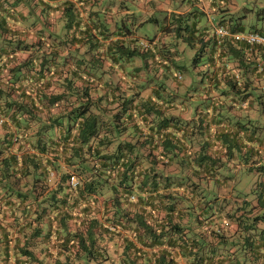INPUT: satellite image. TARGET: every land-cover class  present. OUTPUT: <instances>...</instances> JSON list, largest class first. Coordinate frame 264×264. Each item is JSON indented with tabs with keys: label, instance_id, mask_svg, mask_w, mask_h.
Instances as JSON below:
<instances>
[{
	"label": "trees",
	"instance_id": "16d2710c",
	"mask_svg": "<svg viewBox=\"0 0 264 264\" xmlns=\"http://www.w3.org/2000/svg\"><path fill=\"white\" fill-rule=\"evenodd\" d=\"M51 1L55 0H0V78L5 77L0 81V116L5 118L0 124L4 131L0 134V264H181L182 258L190 264H207L213 257L192 254L194 245L184 238L182 222L189 217L190 226H201L208 218L223 215L225 199L212 210L219 199L218 187L210 190L209 183L213 179L216 186L226 184L229 177H210L218 167L216 160L204 155L192 160L184 153L194 126L176 136L166 131L167 118L157 122L154 115L150 121V112L142 107L148 102H134L121 87L126 72L116 73L114 80L94 92L90 86L81 87L77 105L69 112L42 110L68 99L74 83L69 79L93 84L96 73L117 67L126 71L134 56L146 57L137 39L126 38L134 31L132 23L123 26L99 12L94 19L90 12L82 17L72 1ZM130 1L136 8L139 0ZM228 1L211 0L212 14L224 13L221 3ZM112 2L120 7L122 0ZM197 12L185 16L196 18ZM226 15H221L218 26L264 34V28L252 29L253 25L245 31L244 24ZM24 26L29 33L16 28ZM163 27L161 31L170 30ZM189 27L186 39L198 47L192 59L195 67L199 56L207 53V44L197 32L196 20ZM216 42L223 46L219 54L211 48L202 76L216 56L226 58L228 44L251 53L262 49L229 37ZM28 50L17 61L18 52ZM138 69L134 65L131 70ZM47 74L71 76L62 80L65 86L59 89L46 81ZM26 79L35 88L34 96L27 94ZM232 80H227L229 86L239 89ZM131 84L127 82L134 91L138 86ZM164 84H156V90H164ZM192 84L186 88H195ZM141 147L146 151L142 153ZM70 175L77 177L74 187ZM257 188L264 206V180L255 184ZM239 209L228 217L237 216ZM253 215L255 221L264 219V209ZM35 245L43 246V256L29 250ZM176 250L180 259L172 254Z\"/></svg>",
	"mask_w": 264,
	"mask_h": 264
},
{
	"label": "crops",
	"instance_id": "0c3cea01",
	"mask_svg": "<svg viewBox=\"0 0 264 264\" xmlns=\"http://www.w3.org/2000/svg\"><path fill=\"white\" fill-rule=\"evenodd\" d=\"M61 1L55 0L51 2H56L57 4ZM69 1L75 4L82 17H85L88 12H90L92 19L96 17L97 13L95 12H99V14L106 17L112 16L115 18L117 14L126 17V24L124 23L123 26H128V24L132 23V30L134 29L126 38H134L137 41L147 40L142 38L148 37L137 35V28L144 25L146 21H155L157 11L164 12L162 17H165V20H168L172 16L173 18L175 16H185L192 10L201 11L209 18L212 17L211 0H190V4L187 2L189 0H181V4L185 8L182 11L173 6V0H139V3H136V8L132 7L134 3L131 5L130 0H122L120 7L117 3H113L112 0H106V2L105 0ZM24 11L26 10L24 9ZM113 13L115 16L111 15ZM260 13L263 12L261 11ZM136 17L138 18L137 20L135 19ZM133 18L134 20H132ZM257 18H263V16L258 15ZM236 23L243 24V20L237 19ZM26 26L23 29L16 28L21 29L23 33H29L30 30ZM215 26L213 25V30L208 29V27H199L200 29L197 31L198 34H201L202 41H205V44H207L204 47L207 50V57L211 48H213V53L214 47H216L217 54H219V48L223 46L220 45L222 43L217 44L216 42ZM254 27L257 29L264 28V23L253 25L252 29ZM171 30L172 28L169 31ZM163 34L162 31L158 32L151 39V44L147 49L148 57L145 58L146 68L147 64H164L169 66L172 64L170 62L172 57L177 56L178 52L172 45L167 46L165 42L160 41ZM158 43L163 44L158 45ZM198 43L200 44V42ZM196 45L198 46V44ZM161 48L165 50L164 53H162ZM257 49H253L251 53V51L238 44H228L226 58L224 59V55L216 56L215 61L209 62L208 73L197 80L198 83L195 85V88H186L185 91H181L182 93H179L173 87L172 89L170 88L169 92L156 90V83L150 84L151 80H148L145 74L143 75L147 77V80L142 76L141 82H143L144 86L139 92V97L143 99L142 102H146V104L148 102L147 106L142 105V107L150 112L148 116L150 121L154 115H156L157 122L167 118L168 126L166 131L171 130L172 133L176 132V136H180L182 130L188 126H194L195 131L190 136L191 138L187 140L189 148L184 153H188L192 160L199 155L207 156L210 160H216V166L218 167L214 175L212 174L210 177L236 178L240 176L244 169H252V171H255V174L259 175V180H264V140L257 134V128L249 120V111H251L249 108L252 107L251 90L255 82L264 77V51ZM29 53L30 50L18 52L17 61L23 59ZM62 54H67V50ZM144 54L146 53L144 52ZM236 65L239 66L235 67ZM207 67L208 65L206 64V69ZM159 72H162V70L157 71V73ZM70 76V74L60 76L47 74L46 81L50 80V85L62 89V86H65L62 80L65 77L69 79ZM210 77H212V81ZM230 77L231 80L235 81L236 86H239V89L229 86L227 80ZM94 78L96 79L93 84L88 83V81L83 83L82 78L73 77L69 79L74 83L72 85L73 89L68 92L71 94L67 96L68 99L61 101L58 105L42 108V110H44L45 114L48 111L56 114L58 112H69L77 105L76 95L81 87L90 86V90L94 92L96 89L102 87L105 81L114 80V75L108 72L100 75L96 73ZM0 81L3 83L5 77L0 78ZM127 82H129L128 76H126V84L122 83L121 87L126 89V95H129L132 93L133 87L127 85ZM24 83H28L30 86L27 89V94L34 96L35 88L30 85L29 80H24ZM94 96L96 94L93 93ZM153 106L155 108L152 111L150 107ZM242 111H245V115ZM2 129L0 127V134L4 133ZM134 136L128 137L134 138ZM140 151L143 153L146 149L141 147ZM158 153H160V150ZM169 169L174 170L173 168ZM257 191L258 188L252 201L253 209L249 211L244 207L238 208L239 213H236L237 216L235 218L228 217L231 213H223L224 216L220 214L218 218L215 216L208 218L201 226H190L192 219L189 220V217L183 219L182 226L185 228L184 238L189 243L192 241L194 245L191 249L192 254H196L197 256L202 253L203 256H212L213 259H210L208 263L206 262L207 264H264V219L256 221L253 219L252 222L248 220L251 219L248 216L251 217L255 212L258 213V210L264 209L262 201L258 198ZM217 193L219 199L217 203L212 204L214 209L218 207L217 204L223 198L225 202L222 205L225 206L227 196L230 195L228 194L229 192H224L220 187H218ZM232 197H229V199H232ZM222 208L224 209V207ZM197 212L196 208L194 215ZM239 215L242 216V219L237 218ZM244 219L246 220L243 221ZM7 220L12 221V218L7 216ZM225 222L235 225L230 227L229 224L225 225ZM42 248L43 246L39 245H35V247L29 246V250L33 251L37 257L44 255L45 251ZM54 251L53 249L52 252ZM172 254L180 259V254L177 250L173 251ZM181 264L190 263L182 258Z\"/></svg>",
	"mask_w": 264,
	"mask_h": 264
},
{
	"label": "rangeland",
	"instance_id": "374dc122",
	"mask_svg": "<svg viewBox=\"0 0 264 264\" xmlns=\"http://www.w3.org/2000/svg\"><path fill=\"white\" fill-rule=\"evenodd\" d=\"M106 2V0H105ZM181 0H173L172 4L174 7H177L178 10L182 11L185 8L182 6ZM222 9L224 13L227 15L226 18H232L231 20L236 21L237 19L243 20V24L245 25V31L250 30L252 25L264 23V0H229L227 3H221ZM263 13H260V12ZM217 10L215 14H212V17H208L206 14L200 12L198 13L197 17L194 18L192 16H175V18L170 17L168 20H165V17H162L164 12L157 11L156 12V19L158 21H146L144 25L140 28H137V35L144 36L150 38H142L147 39L148 44L147 47H144L140 44L141 40L136 42V45L139 47L140 50L144 51L147 56V49L151 44V39H153L154 35L158 32H161L162 26L163 28H172L171 31L165 32L162 31L164 34L161 37V42H165L167 46L172 45L179 54L177 56L172 57V64L166 66L164 64H147V68L145 67V58L141 55L134 56L132 60H129L128 64H126V71L124 70L125 67L120 69L119 67L116 68H106L107 71L112 73L116 78V73L123 72L127 74L129 77V81H131L132 86L135 87V90L132 91L131 94L127 95L126 97H133L134 102L141 99L137 94L139 90H141L144 86L142 80L143 74L148 77L150 84L159 82H164L163 88L165 92H169L170 88L172 87L176 89L179 93L181 91H185L186 87L190 85L193 86V81L195 84L198 83V79L202 76L203 71L206 69V60H207V53H202L199 56V61L197 62L196 66H193L192 59L197 53L198 47L194 45H190L186 36L189 35V29L193 21L196 20V25L198 27H208V29L213 30V25L218 26V21L221 18V15L224 14ZM118 15V14H117ZM245 15V16H243ZM258 15H262L263 18H257ZM117 18L119 24H126V17H119ZM162 17V18H161ZM213 18V20H211ZM138 18H136L137 20ZM134 20V18H133ZM232 21V23L234 22ZM131 32H129L130 34ZM198 39V37H196ZM163 43H158V45H162ZM198 44V42H196ZM162 53L165 52L163 48H161ZM158 59V58H155ZM169 62V63H170ZM137 66L139 72L131 70L133 67ZM107 67V66H106ZM162 70V72L157 73V71ZM142 73V74H141ZM149 73V74H147ZM181 75V78L178 76ZM144 76V77H145ZM147 77L146 80H147ZM114 78V79H115ZM142 83V84H141ZM140 86V87H139ZM153 87L152 85H150ZM134 95V96H133ZM167 99V98H166ZM177 99V97H176ZM143 100V99H142ZM251 101L252 107L251 111H249V120L251 123L257 128V134L264 140V77L256 81L254 87L251 90ZM245 115V111H242ZM224 178H221L223 182ZM259 181V175L255 174V171L252 169H244L240 176L236 178H227L226 184L224 182L219 186L214 184V180L212 179L209 183L210 190H216L217 187H220L224 192H229L226 200V205L222 211L223 213H233L234 210L237 208H246L247 210H252V201L254 200L255 195V184ZM221 194V193H220ZM232 199H229V197ZM239 196V197H236ZM221 203H219L220 206ZM212 210H215L212 208ZM245 210V209H244ZM260 213L261 210H258ZM239 213V211H237ZM236 215V214H235ZM254 216V215H253ZM252 217H248L253 220ZM235 218V217H234ZM244 219L243 221H245ZM235 223V222H234ZM229 223L225 222V225ZM235 224H229L230 227H233ZM228 227V226H227Z\"/></svg>",
	"mask_w": 264,
	"mask_h": 264
},
{
	"label": "built area",
	"instance_id": "2783aa9c",
	"mask_svg": "<svg viewBox=\"0 0 264 264\" xmlns=\"http://www.w3.org/2000/svg\"><path fill=\"white\" fill-rule=\"evenodd\" d=\"M215 34L217 36V40L221 42V40L225 37H229L233 40L240 41L252 46L261 47L264 50V34L255 31L248 32H230L223 26H218L215 28ZM140 44L144 47H147V40H141ZM5 120L4 117L0 116V124ZM69 183L72 187L76 186L78 183L77 177L75 175H70ZM133 198V196H132Z\"/></svg>",
	"mask_w": 264,
	"mask_h": 264
},
{
	"label": "clouds",
	"instance_id": "9594fccd",
	"mask_svg": "<svg viewBox=\"0 0 264 264\" xmlns=\"http://www.w3.org/2000/svg\"><path fill=\"white\" fill-rule=\"evenodd\" d=\"M148 41V40H147ZM141 42V41H140Z\"/></svg>",
	"mask_w": 264,
	"mask_h": 264
}]
</instances>
